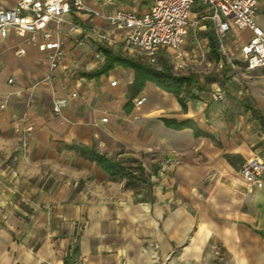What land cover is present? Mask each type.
<instances>
[{"label": "crops", "instance_id": "0c3cea01", "mask_svg": "<svg viewBox=\"0 0 264 264\" xmlns=\"http://www.w3.org/2000/svg\"><path fill=\"white\" fill-rule=\"evenodd\" d=\"M16 1L0 0V8ZM100 3L84 0L90 13L69 12L58 29L49 26L64 54L53 71L46 54L12 30L0 38V264H264V174L254 184L238 174L252 158L264 162V126L249 110L264 115V68L239 65L220 80L200 79L202 87L191 78L183 106L151 81L129 102L132 69L85 76L102 68V48L135 59L121 33L112 45L71 43L84 33L70 32L72 22L109 29L91 13ZM150 3L110 0L107 11L140 15ZM197 31L211 57V33ZM243 33L235 31L238 45ZM193 47L191 32L182 48ZM189 63L184 73L202 66ZM62 98L67 105L53 113ZM24 124L33 126L25 148L14 131ZM73 147L119 162L129 176H108Z\"/></svg>", "mask_w": 264, "mask_h": 264}, {"label": "built area", "instance_id": "2783aa9c", "mask_svg": "<svg viewBox=\"0 0 264 264\" xmlns=\"http://www.w3.org/2000/svg\"><path fill=\"white\" fill-rule=\"evenodd\" d=\"M259 0H151L146 12L136 14L122 9L107 11L110 0H101L100 12H91L105 21L108 30L89 29L79 23H70V32L82 30V36L73 35L71 43L75 47L85 44V39L112 45L114 34L121 33L123 51L146 65H155L161 58H166L177 72H182L195 60L199 65L207 63L208 47L197 39L196 30L209 31L214 38L218 60L214 65L221 70L235 71L242 65L246 71L264 68V30L256 21ZM69 12H88L84 0H17L14 7L0 8V38H6L9 30L22 37L28 44L34 45L46 54L51 71L61 66L63 58L62 42L52 40L53 25L57 29L64 23L63 15ZM192 12L195 13L191 18ZM247 30L249 38L238 45L237 57L232 59L227 43L234 37L235 31ZM192 32L194 47L185 50L182 45ZM21 53V51H19ZM98 59L99 54L95 53ZM12 83V79L8 80ZM116 81L110 83L114 86ZM76 94L71 93L70 98ZM214 100H221L222 93H213ZM144 97L133 101L140 105ZM66 98L52 103V112L58 114L67 105ZM4 104L0 105L3 108ZM106 118L102 119L105 122ZM14 131L22 141L33 132L31 124L15 126ZM165 164H178V160L167 157ZM238 174L251 184L260 181L264 174V162L258 158L246 161Z\"/></svg>", "mask_w": 264, "mask_h": 264}, {"label": "trees", "instance_id": "16d2710c", "mask_svg": "<svg viewBox=\"0 0 264 264\" xmlns=\"http://www.w3.org/2000/svg\"><path fill=\"white\" fill-rule=\"evenodd\" d=\"M261 14L262 17H264V9H262ZM209 43L211 55L215 60H218V54L215 51V42L212 35L209 36ZM101 50L105 55V61L102 68L99 71L86 74L85 76L90 78L97 77L101 73H105L117 66L132 69L134 72V78L132 83L129 85L127 92L129 102L140 93L146 81H151L162 90L173 94L182 106L183 101L180 98V95L184 94L191 97L189 92L191 77L174 75L166 65H164L161 69H156L153 66L143 64L129 57H122L108 49L102 48ZM249 110L251 111L254 119L257 120L261 126H264V115H262L257 109L250 108ZM73 148L76 149L84 158L96 162L110 177L129 176V172L123 168L119 162L113 161L110 158L95 152L94 150H88L81 147Z\"/></svg>", "mask_w": 264, "mask_h": 264}, {"label": "rangeland", "instance_id": "374dc122", "mask_svg": "<svg viewBox=\"0 0 264 264\" xmlns=\"http://www.w3.org/2000/svg\"><path fill=\"white\" fill-rule=\"evenodd\" d=\"M262 3H264V0H260ZM257 13L256 15L258 16L262 10L259 8H257ZM262 9H264V7H262ZM261 10V11H260ZM257 19V23L262 27L264 26V23H262L261 21V18L258 17L256 18ZM196 32H198L196 30ZM243 37L245 38H249V36L245 33H243L242 35ZM227 47H228V51H229V54L231 55L232 59H236L237 57V49H238V44L236 42V39L234 37L230 38L229 42L227 43ZM213 57H207V60L211 63L210 66H206L205 64H203L201 67H198L196 68L195 70L193 71H190L188 73H184L183 71L182 72H177L175 71L173 68H172V65L171 63L166 59V58H161L157 64L153 65L154 68L156 69H161L164 65H166L169 70L174 74V75H178V76H189L191 77L196 85V87H202L204 86L205 84H200V79L204 81V83L206 81H211V80H220L221 79V76L222 74L224 73H229L230 70L228 69H224V70H221V69H218L214 63H213ZM134 60H137V59H134ZM151 66V65H150ZM189 70V69H188ZM231 73V72H230ZM224 77V75H223ZM199 82V83H198Z\"/></svg>", "mask_w": 264, "mask_h": 264}]
</instances>
